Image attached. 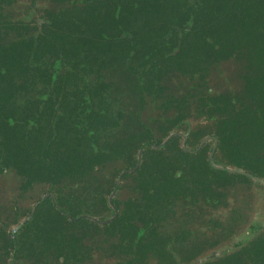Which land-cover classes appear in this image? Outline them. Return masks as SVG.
Segmentation results:
<instances>
[{
  "label": "trees",
  "instance_id": "trees-1",
  "mask_svg": "<svg viewBox=\"0 0 264 264\" xmlns=\"http://www.w3.org/2000/svg\"><path fill=\"white\" fill-rule=\"evenodd\" d=\"M8 1L0 0V5ZM69 4L46 14L38 31L0 12V172L10 170L20 178V190L48 186L56 205L54 209L46 199L39 207L45 220L34 221L40 226L19 241L20 255L14 260L21 263L14 264H149L151 259L182 264L192 258L173 259L166 239L150 228L153 221H140V228L128 223L137 213L133 202L114 221L68 222L62 214L91 215L92 196L106 208V192L96 188L92 177L96 167L124 154L130 155V165L132 153L153 141L151 128L156 126L161 137L192 114L208 120L223 115V121L213 122L228 165L255 156L264 127L248 130L245 122H254L264 111V0ZM222 67H227L223 74L233 89L237 84V93L229 87L218 94L210 86V78L221 77ZM148 107L155 108V117L145 123ZM232 140L236 145H230ZM176 152L173 169L168 162L164 168L152 151L144 152L136 184L142 191V219L154 220L161 213L170 171L181 178L193 174L197 186L203 172L211 177L207 175L208 183L219 182L203 158ZM224 172L222 181L228 185L230 175ZM157 177L163 182L156 183ZM76 191L90 198H76ZM201 262L264 264V240Z\"/></svg>",
  "mask_w": 264,
  "mask_h": 264
},
{
  "label": "flooded vegetation",
  "instance_id": "flooded-vegetation-1",
  "mask_svg": "<svg viewBox=\"0 0 264 264\" xmlns=\"http://www.w3.org/2000/svg\"><path fill=\"white\" fill-rule=\"evenodd\" d=\"M75 1L78 2L80 0H66L64 3ZM18 2L19 0H9L6 4L0 5L1 15L4 17L5 9L10 6L14 7ZM54 2L57 3L58 0H54ZM7 18L10 20L8 16ZM45 19V17L34 18V11L29 9L26 12L25 8L23 17L20 20L17 19L12 22L21 23L22 26L28 24L29 27L35 25L38 31L40 24H42ZM14 36V33H12L8 38ZM221 71L223 73V68ZM223 77L229 79L228 75ZM234 86L235 89L232 88L230 91L237 93L239 91L238 86L237 84H234ZM223 91L224 89L219 90L218 94H222ZM33 93L34 91L26 90V94ZM42 93L43 92H41V94ZM237 105L238 104H234L233 109L237 110ZM149 110L155 111V108L148 107V113ZM219 110L221 111L222 108L220 107ZM137 112H139V110ZM170 117L171 116H168L166 119ZM219 118L220 121H223V115H215V118L208 120L204 116L196 118L192 114L187 119L174 124V127L166 129L164 135L161 137L156 126L151 128L150 132L151 135H153V141L141 144L139 149L132 153L130 165L127 163V157H130V155L127 156L124 154L110 160L102 167H96V170L92 173V177L97 180V184H95L96 188L106 192L104 196L106 208L98 202L97 196H92V205H88L87 208L91 215L80 214L75 216V218H71L68 214H62L63 217L68 222L79 219H87L88 221L94 222L114 221L116 217L121 214L125 204L128 201L130 203L133 202V204L137 206V213L135 212L133 218L127 220L129 221L128 223L133 224L135 228H140L142 227L140 221H153L150 228H154L160 239H166L168 244L165 249L172 254L173 259H176L178 262V259L182 257L192 258L184 261L182 264H200L202 262H197V260L202 257L205 258V260L215 261L217 258L227 253H235L244 247H250V244L254 241H263L264 209L260 214L261 209L258 210V198L264 194V128L262 130V127H264V111L262 114H256L254 122H245L247 126L246 129L248 130L255 128L262 130L261 134L263 138L261 146L258 148L255 156L251 153L245 155L242 160H239L238 166L228 165L224 158L223 153L225 147L220 144L221 139H218L215 135L217 123L213 122L215 119L219 120ZM213 123H215L214 126H212ZM163 125L167 127V124ZM120 126H122L121 122L119 123V127ZM108 130H110L109 127ZM121 135H123V132L120 133V136ZM119 139H121V137ZM172 141H175V145L173 146H171ZM250 141L252 143L255 142L253 140ZM100 145L101 144H97V146ZM230 145H236L234 140L230 142ZM178 149L188 158H194L195 156L203 158L207 166L214 172L216 176L215 179L219 182L217 184L208 183V174L203 172L197 186L192 182L193 174L185 173V176L181 178L178 172L174 173V171H170V175L168 176L171 186H168L169 194L167 195V199L162 201L161 213L156 216L154 220L150 218H148V220L142 219V215H144L142 213V191L137 188L136 184L142 164L146 162L144 152L152 151L154 155H158V158L164 161L162 164L164 168H166V162H168L170 166H167V168L173 169L178 166L175 162V156H177L176 151ZM224 169H232L235 173L224 172ZM158 171L159 168L157 170V165H154V170H152V172L157 173ZM222 172L230 175V183L228 185L223 184ZM237 172H241V174ZM5 174L12 175L18 182V194L16 197L19 195L22 198V193H26V199H24V201H26L27 205L25 209L21 210L16 208L15 203L9 201L5 202L9 197L5 194L6 190H4V186L0 187L1 193L4 195V198H2L3 204H0V264H14L21 263L20 261L14 260V256L19 257L20 255L18 253L20 248L19 241L24 240L26 234L27 236L34 234L32 231L33 228L36 225L40 226V224L34 221L45 220L44 217H39V207L45 205L42 203L46 199L51 202L54 209L56 205H54V197L53 194L50 193L51 191L48 186L33 185L25 190H20V178L16 177L10 170L0 172V177ZM208 177L211 179L209 175ZM159 182H163V180L157 177L156 183ZM245 185L250 186V190L251 187H259V190L255 192L256 194L253 193L254 203L252 209H250L249 204V209L252 211L249 215H247L246 212L248 208L247 202L245 203L246 196L239 198L234 196L235 194L233 193V190ZM122 190L126 193L124 197L119 196V194H122ZM75 196L76 198L80 197L83 199L90 198L80 191H76ZM233 197L234 202L231 203ZM115 204H117L118 208L115 207ZM84 210L85 208H83V211ZM219 210L226 211V216L222 219L214 216ZM130 211H132V208H130ZM256 215H262L263 220L254 221L258 218L255 217ZM178 218H180V221H177ZM248 220L251 221V224H248L246 235L243 236L241 240L235 242L233 237L236 231L244 224V221ZM103 222H98V224H103ZM24 226H26V228L29 226L30 230H26ZM123 231L127 232V228L125 227ZM144 236L145 234L143 237ZM1 237H3L4 240H2ZM230 240L232 243L230 246H227L229 248L231 247V249L216 253V248H220L227 242L229 243ZM9 242L14 243L12 249H9V247H7V249L4 248L3 245ZM206 252H209V255L205 254ZM105 262L111 261L107 260ZM23 264H25L24 260ZM149 264H157V262L155 259H151Z\"/></svg>",
  "mask_w": 264,
  "mask_h": 264
},
{
  "label": "rangeland",
  "instance_id": "rangeland-1",
  "mask_svg": "<svg viewBox=\"0 0 264 264\" xmlns=\"http://www.w3.org/2000/svg\"><path fill=\"white\" fill-rule=\"evenodd\" d=\"M73 3H75V2H73ZM70 5L71 4H69V2L61 4L58 2L57 3L54 2V0H19V2L14 7L10 6V7H7L5 9L4 17L8 16L10 21H14L17 19L20 20L23 17V14H24L25 8H26V12L29 9L34 11V18H37V17L41 18V17H45L46 14H51L53 12L60 10V9L62 10L64 8H68ZM222 68H223L224 72H225V69H227V67H222ZM228 74H229V72H228ZM220 76L221 77H218L217 79L210 78V86L213 87V89L216 91V93H218L219 90L229 88V86H230V89H232V87H231L232 83H230L228 81L227 77H223L226 75L221 73ZM223 78H225V79H223ZM154 117H155V111L152 110V113H150V114L148 112L144 113L143 121L146 123ZM1 186H4V190H6L5 194L7 197H9V199H7L5 202H7V201L13 202L16 204V208H19L21 210L26 208L27 203H26V201H24V199H26V193L25 192L22 193V195H23L22 198L19 195L16 197V195L18 194V192H17L18 182L16 181V179H14L12 177V175L5 174V175L1 176L0 177V187ZM258 190H259V187H257V188L251 187V190H250V186H248V185L241 186V187H238L237 189L233 190L234 191L233 193L235 194L234 196H237L239 198L246 196L245 197V199H246L245 203L247 202V205H248V208L246 209L247 215H249V213L252 212V211H250V209H252L253 203H254L253 202V195L256 194L255 192H257ZM127 193H129V192H127ZM125 195H126V193L123 190H122V194H119L120 197H122V196L124 197ZM258 195H262V194H258ZM263 195L258 198V201H259L258 210L261 209L260 214L262 213V211L264 209V196ZM2 198H4V195H2L1 190H0V204H3ZM233 202H234V197L231 199V203H233ZM249 204H250V209H249ZM214 216L222 219L226 216V211L225 210H219ZM255 217H258V218L255 219L254 221H262L263 220L262 215H256ZM179 219L180 218H178L177 221H180ZM191 221H193V220H191ZM250 222L251 221H249V220L244 221V224H242L241 227L238 228V230L236 231V234L233 237L235 239V242L241 240V238L246 235L247 227H248V224ZM236 235H238V236H236ZM231 240L229 241V243L227 241H226L227 243L224 242L226 244L222 243L223 245L220 248H216V253H219V252L227 250V249H231V247L230 248L228 247L232 243ZM205 254L209 255V252H206ZM201 260H205V258L202 257V258L198 259L197 262H199Z\"/></svg>",
  "mask_w": 264,
  "mask_h": 264
},
{
  "label": "water",
  "instance_id": "water-1",
  "mask_svg": "<svg viewBox=\"0 0 264 264\" xmlns=\"http://www.w3.org/2000/svg\"><path fill=\"white\" fill-rule=\"evenodd\" d=\"M209 164H210V161H209ZM211 166V165H210ZM212 167V166H211ZM220 169V168H219ZM226 172H228V173H235V171L234 170H232V169H224ZM238 174H241V172H237ZM257 181V180H256ZM201 261H204V260H201Z\"/></svg>",
  "mask_w": 264,
  "mask_h": 264
}]
</instances>
